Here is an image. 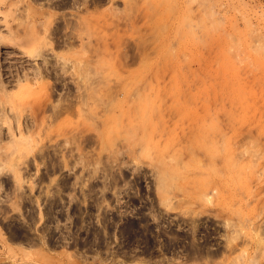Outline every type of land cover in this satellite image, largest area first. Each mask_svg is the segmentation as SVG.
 <instances>
[{"label": "rangeland", "instance_id": "obj_1", "mask_svg": "<svg viewBox=\"0 0 264 264\" xmlns=\"http://www.w3.org/2000/svg\"><path fill=\"white\" fill-rule=\"evenodd\" d=\"M2 107L0 264H264V0H0Z\"/></svg>", "mask_w": 264, "mask_h": 264}, {"label": "bare ground", "instance_id": "obj_2", "mask_svg": "<svg viewBox=\"0 0 264 264\" xmlns=\"http://www.w3.org/2000/svg\"><path fill=\"white\" fill-rule=\"evenodd\" d=\"M76 3V2H75ZM74 5V4H73ZM75 6V5H74ZM37 73H38V71H37ZM34 74H36V73H34ZM39 76H40V74H39ZM28 78V77H27ZM26 78H24V80H25ZM19 80V79H18ZM21 80V79H20ZM26 81V80H25ZM84 81H85V79H84ZM17 83V82H16ZM39 83V82H38ZM38 83H27V82H23V80L22 81H18V83H17V87H18V89L20 90V92L21 91H23L22 93L24 94V92L25 93H28L27 95H29L30 96V94H32V93H34V91L35 90H38V91H45V88L47 87L46 86V84H44V83H41V84H38ZM48 85V84H47ZM37 88V89H36ZM35 89V90H34ZM21 93V94H22ZM37 93V92H36ZM42 93V92H41ZM20 93H18V95H19ZM40 94V93H39ZM46 94V93H45ZM18 95H15V96H18ZM37 95H38V93H37ZM43 95V94H42ZM14 96V97H15ZM24 96H26V95H23L22 97H24ZM27 97V96H26ZM3 106V105H2ZM26 106V108H28L27 110L29 111V109H31L32 108V106H31V104H26L25 105ZM55 109V108H54ZM53 109V116H57L59 113H60V110L61 109H55L54 110ZM1 111H0V116L1 117H3L4 119H7V116H9V112L11 113V108H9V110H6V109H4V107H2L1 109H0ZM9 111V112H8ZM32 110H30V114L32 113L33 114V112H31ZM17 114H19V113H15V116L16 117H18L17 116ZM29 114V115H30ZM21 116V115H20ZM17 120H18V118H16ZM28 120V119H27ZM29 121V120H28ZM31 122V121H30ZM8 130L9 131H11V128H10V125H9V127H8ZM1 141V140H0ZM13 141H15V140H13ZM17 141V140H16ZM26 142V141H25ZM17 145L19 144H22V143H24L23 141L21 142V141H19V142H15ZM27 144V143H26ZM25 144V145H26ZM24 145V144H23ZM24 145V146H25ZM20 147V146H19ZM21 147H23V146H21ZM246 151H247V149H246ZM245 151V152H246ZM250 151V153H251V150H249ZM248 154V153H247ZM1 168V167H0ZM1 170V169H0ZM16 181L15 182H19V179L16 177V179H15ZM256 234H257V232H256ZM260 234V233H259ZM258 234V235H259ZM257 235V236H258ZM235 238H236V236H234ZM235 238H234V240H235ZM230 240V242L231 243H233V239H232V237L231 238H229ZM233 240V241H232ZM228 242V241H227ZM229 243V242H228ZM227 243V245H225V247H230L229 249H231L232 247H234V246H232V245H230V243L228 244ZM234 244V243H233ZM232 246V247H231ZM232 250V249H231ZM225 252H226V250H225ZM209 253V252H208ZM207 254V253H206ZM214 255V254H213ZM211 256V255H210ZM211 258V257H210Z\"/></svg>", "mask_w": 264, "mask_h": 264}]
</instances>
